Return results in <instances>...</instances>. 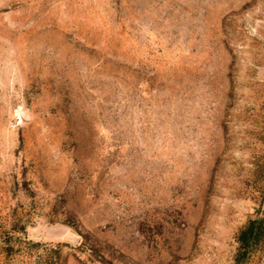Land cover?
Here are the masks:
<instances>
[{
  "label": "rangeland",
  "instance_id": "rangeland-1",
  "mask_svg": "<svg viewBox=\"0 0 264 264\" xmlns=\"http://www.w3.org/2000/svg\"><path fill=\"white\" fill-rule=\"evenodd\" d=\"M258 217L264 0H0V264H235Z\"/></svg>",
  "mask_w": 264,
  "mask_h": 264
},
{
  "label": "trees",
  "instance_id": "trees-1",
  "mask_svg": "<svg viewBox=\"0 0 264 264\" xmlns=\"http://www.w3.org/2000/svg\"><path fill=\"white\" fill-rule=\"evenodd\" d=\"M235 264H246L251 257L264 248V217L251 219L239 232Z\"/></svg>",
  "mask_w": 264,
  "mask_h": 264
}]
</instances>
